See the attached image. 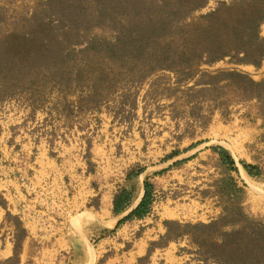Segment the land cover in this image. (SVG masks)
Returning a JSON list of instances; mask_svg holds the SVG:
<instances>
[{
    "label": "trees",
    "instance_id": "obj_1",
    "mask_svg": "<svg viewBox=\"0 0 264 264\" xmlns=\"http://www.w3.org/2000/svg\"><path fill=\"white\" fill-rule=\"evenodd\" d=\"M208 2L39 0L31 9L17 11L2 1L0 103L23 101L30 115L37 108L44 119L52 115L51 108L60 110L59 119L102 110L112 119H135L139 109L145 114L150 101L159 104L163 99L169 119H192L186 137H193L197 128L206 129L215 111L226 116L232 102L254 101L261 108L264 79L254 81L237 68L208 72L201 67L219 62L261 65L264 0H216L213 8L196 16ZM47 103L50 107H44ZM184 137L179 135L177 142ZM210 149L226 174L218 189L222 215L208 223L164 220L165 233L149 244L148 253L188 235L203 262L264 264V222L246 214L240 204V189L230 175L238 174V168L229 151L221 146ZM179 153L174 149L164 160ZM240 165L249 178L261 175L257 165ZM144 171L138 166L127 171L126 183L113 195L114 215L131 205ZM142 190L138 204L117 225L150 212L153 186L146 178ZM0 207H6L1 192ZM12 218L19 233L13 238L12 256L0 264H18L26 236L20 221Z\"/></svg>",
    "mask_w": 264,
    "mask_h": 264
},
{
    "label": "rangeland",
    "instance_id": "obj_2",
    "mask_svg": "<svg viewBox=\"0 0 264 264\" xmlns=\"http://www.w3.org/2000/svg\"><path fill=\"white\" fill-rule=\"evenodd\" d=\"M2 1L11 5L12 9L21 11L31 9L39 0ZM215 1L209 0L207 6L195 15L209 11ZM260 30L264 39V22ZM230 68L243 71L254 81L264 79V58L258 68L233 66L226 62L201 67L208 72ZM163 103L168 102L162 99L159 104H154L150 101L145 114L139 109L135 119H112L103 110L100 113L80 114L74 119H59L56 115L60 111L58 108H51L52 115L44 119L45 115L37 108L34 115H30L23 101L0 103V188L5 189L7 196L21 203L23 199L34 201L30 203L31 206L36 202L40 208L50 211L49 216L53 217V211L58 210L64 195L77 197L80 202L93 190L98 192V196L89 204L95 206L100 195H108L113 188L126 183L127 171L136 166L145 167L141 176L153 186V205L170 200L192 208L195 202L196 213L201 215L218 207L221 213L213 216V220L222 215L224 201L220 199L218 189L220 180L226 174L211 149V154L204 159H193L191 153L198 151L197 146L205 143L209 147L221 146L229 151L238 168V174L230 175L240 189V204L246 214L264 222V104L260 108L254 101L232 102L226 116L215 111L206 129L197 128L193 137H186L190 134L192 119L182 116L169 119V108H162ZM44 107H50V104ZM212 125L210 133L209 127ZM181 134L185 137L179 143L176 138ZM196 142L199 144L192 148L193 151L188 149ZM87 144H90L88 148ZM174 149L179 150V155L164 160ZM88 151L89 160L85 158ZM241 161L257 165L261 175L255 178L246 176ZM168 165H171L170 168H166ZM61 185L65 187L61 188ZM86 185L88 187L84 188ZM0 192L4 197L2 190ZM6 213L9 212L5 210L4 214L9 226L4 233L12 234L14 238L19 231L12 217L19 218L10 213L12 217L6 218ZM47 217L44 215L43 220L53 221V218ZM213 238L218 241L216 234ZM190 243L193 245L190 250L193 254L191 264H214L203 262L196 245L192 241Z\"/></svg>",
    "mask_w": 264,
    "mask_h": 264
},
{
    "label": "crops",
    "instance_id": "obj_3",
    "mask_svg": "<svg viewBox=\"0 0 264 264\" xmlns=\"http://www.w3.org/2000/svg\"><path fill=\"white\" fill-rule=\"evenodd\" d=\"M212 130L213 125L209 127V132ZM197 147L198 151L191 149L194 160L197 157L204 159L211 154L207 144ZM231 147L234 148V145ZM137 180V190L131 205L118 215L112 213V199L124 184L113 188L108 195H100L95 206L89 204L98 196V192L93 190L80 202L77 197L64 195L58 210L53 211V217L49 216L50 211L40 208L36 202L31 206L30 203L34 201L23 199L21 203L7 196L5 189L0 188L7 205V209L0 208V262L8 260L13 254L12 234L4 233L9 226L4 216L7 210L17 215L26 233L21 243L18 264H191L193 254L190 250L193 245L188 235L170 241L166 246H155L148 253L149 244L164 235V220L208 222L219 215L221 209L213 207L208 214L201 215L196 213L195 202L192 208H186L187 204L167 200L152 204L150 212L143 218L117 225L140 201L144 177L140 175ZM44 215H48V219L53 218V221H44ZM34 245L36 247L32 248Z\"/></svg>",
    "mask_w": 264,
    "mask_h": 264
}]
</instances>
